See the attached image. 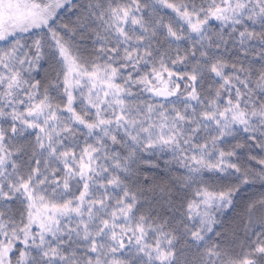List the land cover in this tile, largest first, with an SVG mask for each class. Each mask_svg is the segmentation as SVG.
<instances>
[{
  "label": "snow or ice",
  "instance_id": "snow-or-ice-1",
  "mask_svg": "<svg viewBox=\"0 0 264 264\" xmlns=\"http://www.w3.org/2000/svg\"><path fill=\"white\" fill-rule=\"evenodd\" d=\"M0 264H264V0H0Z\"/></svg>",
  "mask_w": 264,
  "mask_h": 264
}]
</instances>
